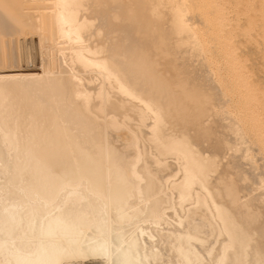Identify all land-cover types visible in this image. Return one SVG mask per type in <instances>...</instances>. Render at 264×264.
Wrapping results in <instances>:
<instances>
[{"label":"bare ground","instance_id":"1","mask_svg":"<svg viewBox=\"0 0 264 264\" xmlns=\"http://www.w3.org/2000/svg\"><path fill=\"white\" fill-rule=\"evenodd\" d=\"M28 30L0 264H264V0H0V62Z\"/></svg>","mask_w":264,"mask_h":264},{"label":"rangeland","instance_id":"2","mask_svg":"<svg viewBox=\"0 0 264 264\" xmlns=\"http://www.w3.org/2000/svg\"><path fill=\"white\" fill-rule=\"evenodd\" d=\"M28 31H23L25 33H23L24 35L22 34V37H20L21 33H19L18 39H17L18 34H16L17 36H13V38L10 37V38L14 39L13 42L15 41L14 42L15 44L14 43L13 44L15 46L12 47L11 56L8 57V58L5 57L4 63H3V60H2L0 62V66H2V67L16 66V67H20L21 69L26 71L25 73L23 72L24 74H33V75H37V76H43L44 75L43 72H45L46 70L47 71L49 70V68L47 69V66L49 65V63H48V55L45 54L44 55L45 58L43 59V55L40 53V49H39V41H38L39 36H37L38 34L36 33V35H33L34 33H31L30 31H29L30 32L29 33ZM28 34H30V35H28ZM24 36H26L27 38H25ZM35 36H36L37 40L35 39ZM33 39H34V43H33ZM28 40L30 41V43H29V47H30L29 51L31 53L30 56L32 58V66L31 67L28 65V60H27V41ZM16 42H18V43H16ZM9 58L11 59V61H10ZM27 70L28 71L30 70V72L28 73Z\"/></svg>","mask_w":264,"mask_h":264}]
</instances>
